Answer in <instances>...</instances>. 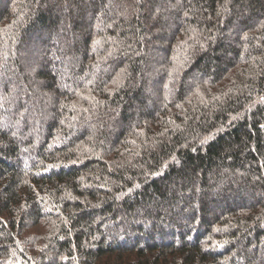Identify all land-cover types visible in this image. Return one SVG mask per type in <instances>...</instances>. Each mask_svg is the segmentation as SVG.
<instances>
[{"label":"trees","instance_id":"16d2710c","mask_svg":"<svg viewBox=\"0 0 264 264\" xmlns=\"http://www.w3.org/2000/svg\"><path fill=\"white\" fill-rule=\"evenodd\" d=\"M0 264H264V0H0Z\"/></svg>","mask_w":264,"mask_h":264}]
</instances>
